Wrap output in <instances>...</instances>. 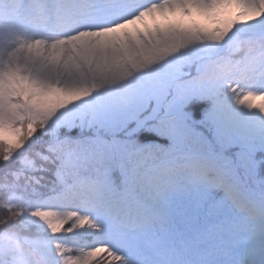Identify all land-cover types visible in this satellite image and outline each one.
Wrapping results in <instances>:
<instances>
[{"label": "snow or ice", "instance_id": "1", "mask_svg": "<svg viewBox=\"0 0 264 264\" xmlns=\"http://www.w3.org/2000/svg\"><path fill=\"white\" fill-rule=\"evenodd\" d=\"M0 264H264V0H0Z\"/></svg>", "mask_w": 264, "mask_h": 264}, {"label": "rangeland", "instance_id": "2", "mask_svg": "<svg viewBox=\"0 0 264 264\" xmlns=\"http://www.w3.org/2000/svg\"><path fill=\"white\" fill-rule=\"evenodd\" d=\"M257 103H259V101H257Z\"/></svg>", "mask_w": 264, "mask_h": 264}]
</instances>
